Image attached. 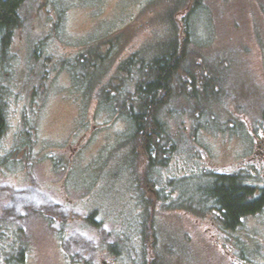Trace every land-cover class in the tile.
I'll return each mask as SVG.
<instances>
[{"label": "rangeland", "instance_id": "374dc122", "mask_svg": "<svg viewBox=\"0 0 264 264\" xmlns=\"http://www.w3.org/2000/svg\"><path fill=\"white\" fill-rule=\"evenodd\" d=\"M175 2L21 0L19 23L0 41V264H264V210L220 232L183 207H195L211 173L264 180L247 163L264 138V0L199 1L190 31L212 58L209 101L227 98L205 122L169 119L164 165L132 147L134 129L113 103L125 98L102 96L109 86L132 93L137 61L163 51ZM185 13L173 12L181 33Z\"/></svg>", "mask_w": 264, "mask_h": 264}, {"label": "trees", "instance_id": "16d2710c", "mask_svg": "<svg viewBox=\"0 0 264 264\" xmlns=\"http://www.w3.org/2000/svg\"><path fill=\"white\" fill-rule=\"evenodd\" d=\"M199 1L193 0V3L190 4L189 2L187 5V0H176L175 3L177 4L168 14L170 24L167 33L168 38L163 43V51L159 55H155L151 62L137 61L136 67H139L143 78L141 77L136 81L132 93L129 95L121 93L119 86H109L112 91L101 90L102 96L108 95V98L114 99V93L125 98L124 100H116L115 98L114 106L117 104L116 110H120L121 115L134 129V133L131 135L133 139L131 145L143 153L142 155L147 159L150 167L164 165L167 157L171 155L169 150L171 143L168 132L169 119L177 118L184 112L187 113L190 120L199 124L200 118H203L205 122L206 115L209 118L212 116L211 105L225 102L224 95L219 101L210 103L208 88L211 85L208 84V80L216 81L214 73L209 71L210 66L207 62L212 58L194 48L197 43H195L196 39L193 38L190 29L192 17L202 13L203 8ZM20 5L21 0H0V41L4 45L12 35V30L19 23L18 9ZM183 8L186 12L183 17L185 30L184 33H181L177 22L173 19V12L175 11L176 15ZM134 64L136 62L133 58L125 63L127 68H131ZM94 66L92 65V67ZM182 103L187 106L188 111L182 108L177 110ZM237 108L234 110L238 113L243 110L242 107ZM258 110L257 120H262L264 118V106ZM246 111L243 110L241 113L251 114ZM194 114H197L196 116L201 115V117L195 119ZM216 120H214L215 123H217ZM4 129L5 117L0 102V138ZM142 178H145L146 191L149 192L152 185L146 179L147 174L145 173ZM245 179L244 177L243 180L245 181ZM242 184L243 182L237 177H222L217 179L211 188L214 197L217 198L218 207L225 212L223 219L227 224L237 221L242 214L253 212L259 208L260 202L252 200V189L242 187ZM247 194L250 201H247ZM185 209L190 210L189 208ZM152 229L150 225L144 231L149 232L144 237V242L147 243L149 239L153 240ZM111 251L115 255H120L116 247H112ZM157 260L153 259L148 264H163L162 261L159 263Z\"/></svg>", "mask_w": 264, "mask_h": 264}, {"label": "flooded vegetation", "instance_id": "af4514ba", "mask_svg": "<svg viewBox=\"0 0 264 264\" xmlns=\"http://www.w3.org/2000/svg\"><path fill=\"white\" fill-rule=\"evenodd\" d=\"M264 51V50H263ZM260 149L259 153H257V157L249 160L247 163L250 166H259L264 169V138L261 141V144L258 146ZM248 165V166H249ZM212 175L203 176L200 179V182L197 183V187L195 189V193L197 191L198 198L195 201V207H192L190 201L188 200V205L183 206L185 208H189L190 210H194L196 213V225L200 226L202 224L208 223L212 229H215L220 232H232L237 230L242 222L248 220L249 218L258 215L264 210V180H261L255 183L253 186H250L248 181H244V176L238 172L231 171L229 169L221 170L219 173H211ZM237 177L241 182H243L242 187L247 189H252L253 201L258 200L260 202L259 208L253 212L244 213L237 221L227 224L223 216L225 212L222 208L218 207L217 198L214 197L213 191L211 188L213 187V183L222 177ZM249 195L247 194V201L249 200ZM196 197V196H195Z\"/></svg>", "mask_w": 264, "mask_h": 264}]
</instances>
